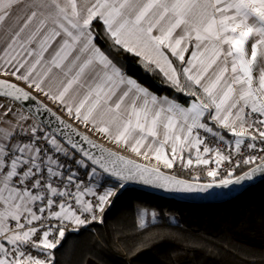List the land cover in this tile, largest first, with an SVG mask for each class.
I'll return each instance as SVG.
<instances>
[{
	"label": "snow or ice",
	"instance_id": "snow-or-ice-1",
	"mask_svg": "<svg viewBox=\"0 0 264 264\" xmlns=\"http://www.w3.org/2000/svg\"><path fill=\"white\" fill-rule=\"evenodd\" d=\"M18 8L26 18L9 30L0 52L5 75L11 68L69 116L165 169L215 167L207 168L210 182L179 179L79 134L99 150L94 154L71 136L58 139V129L45 131L39 117L51 109L42 102L15 108L36 98L0 79V97L10 100L0 103V264H56L66 231L102 220L124 182L192 193L264 177V0H0V25ZM96 20L114 47L193 97L188 106L156 95L117 67L95 42ZM169 56L181 63L180 72ZM54 68L64 77L55 91L45 88ZM241 166L247 170L237 174ZM113 177L118 188L104 183Z\"/></svg>",
	"mask_w": 264,
	"mask_h": 264
},
{
	"label": "trees",
	"instance_id": "trees-1",
	"mask_svg": "<svg viewBox=\"0 0 264 264\" xmlns=\"http://www.w3.org/2000/svg\"><path fill=\"white\" fill-rule=\"evenodd\" d=\"M92 28L98 46L127 76L158 96L188 106L193 97L176 91L154 66L146 69L140 57L114 47L101 21H94ZM173 61L180 72L181 63L175 57ZM8 78L63 114L64 109L48 97L12 75ZM180 79L183 83V75ZM71 120L76 121L74 116ZM245 170L241 168L238 174ZM108 181L118 188L115 179ZM142 209L155 213L143 226ZM94 229L96 233H67L55 250L56 264H264V180L231 200L214 204L190 203L124 184Z\"/></svg>",
	"mask_w": 264,
	"mask_h": 264
},
{
	"label": "water",
	"instance_id": "water-1",
	"mask_svg": "<svg viewBox=\"0 0 264 264\" xmlns=\"http://www.w3.org/2000/svg\"><path fill=\"white\" fill-rule=\"evenodd\" d=\"M0 79H6V80L10 81L11 83H15L18 86L25 88L26 91L31 92V94L36 98L35 101L17 102L19 105H21V106H22V104L23 105H31L32 108L34 109L39 103L42 102L49 109H51L50 113L41 112L39 118L42 119L44 121V123L47 125L46 129L48 131L58 129V131L56 132L58 139H60L62 134H64L65 136H71V138L74 142L82 144L86 150L91 151L94 154H99L98 149H93L91 147V145H89L86 141H84L82 139V136L79 135V134H82L83 136H87L90 140H92L96 144L102 145L106 149H109L113 152H116L119 155H122L128 159L134 160L137 163L146 164V163L138 161L132 157L124 155V154L112 149L111 147L107 146L103 142L97 140L92 135H90L88 132L83 130L78 124H76L75 122H73L72 120L67 118L64 114L58 112L56 109H54L52 106H50L43 98H41L39 95H37L36 93L31 91L28 87L24 86L23 84H21L17 81H14L12 79H9L7 77L0 76ZM53 113H54V115H53ZM57 117H59L60 120H63L70 127L65 128L63 125H61L59 123V121L57 120ZM60 142L65 144V146H67L65 140L61 139ZM146 165H148L150 167L152 166L149 164H146ZM161 171H163L169 175H175L179 179H185L188 181L193 180L190 178L182 177V176L175 174L173 172L166 171L164 169H161ZM112 179L116 180V178H114V177ZM262 180H264V177L257 176L251 181L244 182L242 185H230L228 187H215L214 186L213 188L208 189L206 192H192V193L170 191L168 189L157 187L154 184H144L140 181H128V182H124V184H126L127 186H130V187L143 188V189L151 190L154 192H158V193H161V194H164V195H167L170 197H174V198H177L179 200L190 202V203L214 204V203H220V202L231 200V199L235 198L236 196L240 195L241 193H243L249 187L256 185L257 183H259ZM199 182L206 183V182H210V181L199 180Z\"/></svg>",
	"mask_w": 264,
	"mask_h": 264
},
{
	"label": "crops",
	"instance_id": "crops-1",
	"mask_svg": "<svg viewBox=\"0 0 264 264\" xmlns=\"http://www.w3.org/2000/svg\"><path fill=\"white\" fill-rule=\"evenodd\" d=\"M18 17H19V19H17ZM24 18H26V13L20 11V9L18 8V9L13 10V15L10 16L7 20H5L3 25H0V52H2L3 48L6 46L8 40L10 39L12 32H10L9 30L10 29L12 31L18 30L19 27L23 24ZM96 44H97V42H96ZM57 46H58V43H54L52 48L49 49V52L45 54L46 60H49L51 58V55L53 54V52L55 51ZM33 47H35V45H33ZM247 47H248L249 52H250L251 44L249 43ZM190 51H191V49H190ZM169 58L173 61V57L169 56ZM173 65H174V67H176L174 64V61H173ZM261 66H264V64H262ZM10 75H11V68H9L8 74L5 75L3 67H0V76L8 78ZM63 79H64L63 73L60 70L54 68L52 73L49 75V78L45 81V88L46 89L52 88L53 91H55L57 86L60 84V82ZM75 91H76V89L74 88L73 91L70 92V94H69L70 98L73 95H75ZM81 92H82V90H81ZM39 94L43 95L42 93H39ZM161 97H163V96H161ZM79 98L80 97H76L77 100ZM170 99H172V98H170ZM0 103H10V100L7 98H0ZM57 104L60 105L59 103H57ZM60 106L64 109V107L62 105H60ZM14 107L15 108H21V105H19L16 102L14 104ZM63 114L71 120V116L68 115V113L65 109L63 111ZM76 121H73V122L78 124L83 130L88 132L90 135H92L97 140H99V141L103 142L104 144H106L107 146L111 147L112 149H114V150H116V151H118L124 155H127L129 157H132L138 161L144 162V163L152 165V166H158L164 170H168V169H165L162 164L157 162L154 159V157L146 159L143 155H137L136 153L131 151L130 147H126L123 144H117L115 141L110 139L108 136L98 132L96 130V128H94L91 124L85 125L84 123H81L77 119H76ZM169 152H170V149H169Z\"/></svg>",
	"mask_w": 264,
	"mask_h": 264
},
{
	"label": "built area",
	"instance_id": "built-area-1",
	"mask_svg": "<svg viewBox=\"0 0 264 264\" xmlns=\"http://www.w3.org/2000/svg\"><path fill=\"white\" fill-rule=\"evenodd\" d=\"M209 144L210 146H213V147H216V146H219V145H216L213 141L209 140ZM247 154V153H246ZM78 158V157H77ZM238 158V157H236ZM208 167H215L214 164H210L209 166H196V165H193L192 167L190 168H183L182 166H180L179 163H177L172 170L173 173L175 174H179V173H185L187 175L190 176V179H193L194 177L196 176H199L200 177V180H202L201 178L202 177H207V178H210L206 175V171H207V168ZM226 167H229V165L225 164L224 165V168ZM244 166H241V168H243ZM224 168L221 169V175L223 176L224 175ZM241 168L238 170V172L241 170ZM237 172V174H238ZM81 175H83V170H81ZM212 179V178H210ZM103 182V181H102ZM106 184V186L110 185L112 186L111 182H109L108 180L106 182H104ZM113 187V186H112ZM114 188V187H113ZM103 189L101 188L100 191H102ZM85 199H94L93 197H85ZM99 220V219H98ZM92 221L91 223L85 225V226H82L79 230H76V231H66V234L69 233V232H79V231H82V230H92L94 231L93 229V225L98 221ZM34 255H36L37 253L34 251L33 252Z\"/></svg>",
	"mask_w": 264,
	"mask_h": 264
},
{
	"label": "rangeland",
	"instance_id": "rangeland-1",
	"mask_svg": "<svg viewBox=\"0 0 264 264\" xmlns=\"http://www.w3.org/2000/svg\"><path fill=\"white\" fill-rule=\"evenodd\" d=\"M0 98H3V97H0ZM46 131V130H45ZM112 199H113V197H112ZM142 213H143V215H142ZM149 216H150V218H149ZM154 217H153V215L152 214H150V213H148L147 211H146V209H142L141 210V220H143V224H145L149 219H153ZM93 228H94V225H93ZM94 231H92V230H89V231H92V232H94V233H96L95 232V229H93Z\"/></svg>",
	"mask_w": 264,
	"mask_h": 264
}]
</instances>
